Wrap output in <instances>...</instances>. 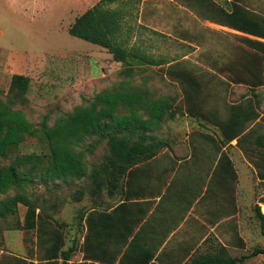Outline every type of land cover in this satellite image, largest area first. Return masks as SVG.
<instances>
[{
  "label": "rangeland",
  "instance_id": "obj_1",
  "mask_svg": "<svg viewBox=\"0 0 264 264\" xmlns=\"http://www.w3.org/2000/svg\"><path fill=\"white\" fill-rule=\"evenodd\" d=\"M99 1L0 0V97L6 98L13 74L29 76L28 104L23 110L36 126H41L45 115L49 116V124L52 125L61 114L90 102L95 94L106 89H119L124 80H130L133 86H145L152 97H175L174 106L185 112L174 119H167L163 128L154 133L157 138L189 140L190 133L202 127L199 119L187 113L179 78L169 71L172 67L197 75L201 81V93L205 96L204 109L215 115L214 119L227 116L230 104L244 101L247 96L263 104L264 82L252 86L254 76L249 71H256L260 54L246 40V37H257L206 19L200 10L209 0H135L127 3L118 0L108 3L122 8L126 15L123 30L128 45L139 47L154 59L153 64L137 62L131 76L122 73L125 65L116 61L106 48L69 32L77 16ZM212 1L228 9L237 1L264 15V0ZM260 62L264 70L263 59ZM121 112H125L123 108ZM201 120L207 123V119ZM217 132L218 127H214L213 133L218 135ZM91 140H85L84 146ZM248 142L245 145L247 154L254 161L256 153L252 143ZM231 146L235 147L234 154L239 164V149L242 148L237 144ZM43 151H47L44 142L38 137L28 136L9 156L0 157V165H8L16 154ZM107 152L106 140L96 143L94 151L87 153L89 167L100 162ZM33 176L27 191L44 211L48 209L58 220L57 225L49 221L39 222L40 228L29 231L19 228L24 230L27 242L32 244L38 238L36 243L42 260L53 231L64 233L65 248L72 245L74 235L80 237L83 224L79 225L76 218L81 209L92 204L88 196L90 183L85 177L69 182L56 180L53 185V182H44L36 174ZM252 176L253 194L242 200L241 212L234 216V234L227 239L226 246L232 256L249 254L255 247H264V236L255 210V205L264 197V182L256 179L255 171ZM14 193L10 190L0 194V201ZM26 209L19 204L15 215L1 219L6 224H2L3 227L11 230L21 227L18 225L23 223ZM16 233L12 231L10 235ZM219 243L216 242V246ZM11 245L14 244L11 242ZM80 261L81 254L77 250L71 264ZM244 264H264V254L249 256Z\"/></svg>",
  "mask_w": 264,
  "mask_h": 264
},
{
  "label": "trees",
  "instance_id": "obj_2",
  "mask_svg": "<svg viewBox=\"0 0 264 264\" xmlns=\"http://www.w3.org/2000/svg\"><path fill=\"white\" fill-rule=\"evenodd\" d=\"M114 1L118 0L97 2L77 16L70 25L69 32L73 36L106 48L116 61L125 65L122 73L131 76L135 73L137 62L153 64L154 59L147 56L139 47L128 45L123 30L126 15L122 8L108 4ZM120 1L127 3L135 0ZM205 6L208 8H201L200 12L206 19L264 38V18L250 8L237 1H234L229 9L212 0ZM246 40L260 54L258 67L255 65L256 71L249 69L248 65L254 76L252 86L262 85L264 70L260 61L261 59L264 61V42L251 37H246ZM169 71L179 78L187 113L199 119L200 125L207 129L206 132L201 129L192 131L189 140L214 141L217 143L216 150L219 153L224 146H231V141L237 139V146L247 153L248 150L242 143L255 136L252 122L260 116L259 101L247 96L244 101L231 103L227 116L214 119L215 115L204 109L205 96L201 93V81L197 75L183 68L172 67ZM30 82L29 76L15 73L6 98L0 97V157L9 156L28 136L38 137L47 148V151L41 153L16 154L8 165H0V194L15 191L12 196L0 201V219L5 220L15 215L19 211V204L27 208L23 223H20L18 226L21 227L17 226V229L29 231L40 228L39 222L44 221L58 224L54 213L48 209L44 211L27 191L29 184L33 182L34 174L44 182H53V185L56 184V180L69 182L88 177L90 183L88 196L92 202L90 208H87L91 210L88 217L90 220L91 214L96 212L97 197L103 194V189L107 187L111 193L114 184L119 182L130 167L145 158L159 154L168 140L157 138L154 133L163 128L167 119H174L178 114L185 113L174 106L175 97L170 95L152 97L145 86H133L130 80H124L121 88L106 89L95 94L90 102L61 114L54 124H49V116L45 115L41 126H36L23 110L28 104ZM122 108L125 112H121ZM201 119H207V123ZM212 125L218 127V135L213 133ZM152 138L157 141L152 142ZM87 139L93 140L86 142L84 146L83 143ZM103 140L107 141L108 152L100 162L93 163L90 168L86 160L87 153L93 152L96 143ZM222 159L232 163L227 152L221 153L220 161ZM232 169L235 183L238 174L234 166ZM78 199L76 197V200ZM261 202L264 203V197ZM53 207L56 208V203ZM255 210L264 236V213L259 204L255 205ZM87 211L80 210L78 213L76 219L79 220V225ZM88 223L90 224L88 235H91L92 225L89 221ZM52 233L45 255L38 264H71L70 259L78 249L79 236L76 235L72 239V245L65 248L64 233L60 230ZM89 241L90 236L86 238L87 246H91ZM90 250L91 247H88L86 258ZM228 250L221 242L218 246L212 244L208 250L196 253L186 264H244L247 257L264 254V247H255L251 253L241 256H232ZM93 256L95 257L94 254ZM77 264L97 263L84 261Z\"/></svg>",
  "mask_w": 264,
  "mask_h": 264
},
{
  "label": "crops",
  "instance_id": "obj_3",
  "mask_svg": "<svg viewBox=\"0 0 264 264\" xmlns=\"http://www.w3.org/2000/svg\"><path fill=\"white\" fill-rule=\"evenodd\" d=\"M256 37L264 42L263 37ZM259 111L252 124L255 136L247 141L256 153L254 161L239 149L238 164L235 147L224 146L218 153L214 141L168 140L159 154L130 167L111 193L104 188L90 220L91 210L81 209L88 211L80 223V262L186 264L217 240L228 245L227 239L234 234V216L241 212L242 200L253 194V171L256 179L264 182V101ZM230 144L236 145L237 139ZM223 151L232 163L220 161ZM233 166L238 174L235 183ZM259 205L264 210V203ZM2 224L6 225L0 219V264H38V238L31 244L24 230ZM12 231L18 233L10 235ZM88 236L91 246H87L88 239L86 243ZM88 247L91 250L86 258Z\"/></svg>",
  "mask_w": 264,
  "mask_h": 264
}]
</instances>
